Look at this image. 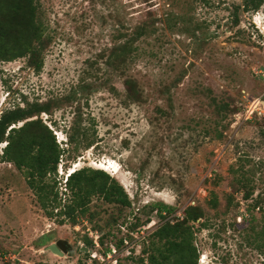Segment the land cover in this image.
Returning <instances> with one entry per match:
<instances>
[{
    "label": "rangeland",
    "instance_id": "obj_1",
    "mask_svg": "<svg viewBox=\"0 0 264 264\" xmlns=\"http://www.w3.org/2000/svg\"><path fill=\"white\" fill-rule=\"evenodd\" d=\"M35 1L46 39L42 68L35 73L25 58L0 62V113L60 100L40 118L66 148L79 105L95 143L76 159H61L58 189L64 191L68 171L100 169L121 185L130 207L116 225L104 227L117 208L93 200L90 209L99 214L93 223L58 225L44 216L21 174L0 163V264H139L147 236L162 223L146 214L157 202L174 208L166 220L188 205L204 210L207 227L194 223L196 264H264V245L255 237L264 223V2L244 12L243 0ZM135 28L144 34L131 58L107 68L111 48ZM126 78L135 81L136 102L125 97ZM73 94L77 102L65 103ZM238 165L258 202L252 222L245 212L251 200L234 194L225 206L229 169ZM211 190L217 210L205 204ZM102 234V245L84 246L85 237L98 242ZM56 241L66 245L64 256L47 250Z\"/></svg>",
    "mask_w": 264,
    "mask_h": 264
},
{
    "label": "trees",
    "instance_id": "obj_2",
    "mask_svg": "<svg viewBox=\"0 0 264 264\" xmlns=\"http://www.w3.org/2000/svg\"><path fill=\"white\" fill-rule=\"evenodd\" d=\"M263 2L264 0H243L241 9L244 12H255ZM143 34V29L135 28L128 37L123 36V42L112 47L106 56V67L116 70L126 64L133 54V43ZM45 40L35 0H0V62L25 58L26 66L38 73L42 68L41 55L46 47ZM123 86L127 100L138 101L140 95L135 81L126 78ZM75 96L73 94L71 98H65V103H76ZM60 105V100L26 102L24 106L14 105L1 112L0 144L4 143V146L0 153V163L11 165L21 174L44 216L56 219L58 225L82 221L93 223L99 214L91 211L90 205L93 200H97L117 208V216L107 219L103 224L104 227H112L117 224L122 211L130 207V201L121 185L106 172L90 167L74 169L65 179L64 191L58 189L56 170L61 159L70 155L76 159L81 150H86L95 143L94 136L82 125V113L77 104L72 110L71 124L65 132L64 145L67 147L63 148L55 141L52 131L41 121L40 115H51L52 109H58ZM224 107L218 108L222 111L226 109ZM229 175L228 186L231 193L225 194L226 209L232 204V195L240 194L243 201L251 200L245 212L252 222V212L258 208L257 199H252L253 183L240 165L231 167ZM211 183L218 186L220 179L213 178ZM205 204L208 209L217 210L219 199L216 192L211 190L208 193ZM146 209L148 216L154 214L162 223L147 236V243L143 244L141 250L145 257L139 260V264H196L194 223L202 220L199 227H207L208 219L204 210L200 206L188 205L178 218L166 220L174 213L173 207L157 202ZM148 222L149 217L143 222L136 220L129 231L133 232ZM255 237L264 245V223L255 231ZM103 238L104 234L98 237V244H103ZM83 243L86 248L92 246L89 238L85 237ZM120 243L121 240L118 245Z\"/></svg>",
    "mask_w": 264,
    "mask_h": 264
},
{
    "label": "water",
    "instance_id": "obj_3",
    "mask_svg": "<svg viewBox=\"0 0 264 264\" xmlns=\"http://www.w3.org/2000/svg\"><path fill=\"white\" fill-rule=\"evenodd\" d=\"M262 105L264 106V101L262 102ZM47 250H49V252L56 254L58 256H64V254L67 251V247L61 241H56L52 244H49L47 246Z\"/></svg>",
    "mask_w": 264,
    "mask_h": 264
},
{
    "label": "built area",
    "instance_id": "obj_4",
    "mask_svg": "<svg viewBox=\"0 0 264 264\" xmlns=\"http://www.w3.org/2000/svg\"><path fill=\"white\" fill-rule=\"evenodd\" d=\"M257 104H259V103L256 102V105ZM254 109H255V107L252 110H250V113H252L254 111ZM91 242H92V244H93L94 247H97L98 246V242L96 241V238L93 241H91Z\"/></svg>",
    "mask_w": 264,
    "mask_h": 264
},
{
    "label": "clouds",
    "instance_id": "obj_5",
    "mask_svg": "<svg viewBox=\"0 0 264 264\" xmlns=\"http://www.w3.org/2000/svg\"><path fill=\"white\" fill-rule=\"evenodd\" d=\"M71 172H72V171H68V172L66 173L65 179H66V177H67Z\"/></svg>",
    "mask_w": 264,
    "mask_h": 264
}]
</instances>
